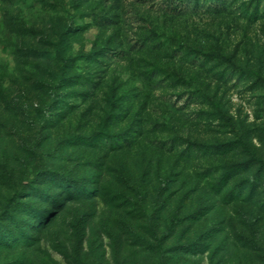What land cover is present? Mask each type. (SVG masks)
Returning a JSON list of instances; mask_svg holds the SVG:
<instances>
[{
  "label": "rangeland",
  "instance_id": "374dc122",
  "mask_svg": "<svg viewBox=\"0 0 264 264\" xmlns=\"http://www.w3.org/2000/svg\"><path fill=\"white\" fill-rule=\"evenodd\" d=\"M215 1L0 0V264H264V169L217 190L264 162V0Z\"/></svg>",
  "mask_w": 264,
  "mask_h": 264
},
{
  "label": "trees",
  "instance_id": "16d2710c",
  "mask_svg": "<svg viewBox=\"0 0 264 264\" xmlns=\"http://www.w3.org/2000/svg\"><path fill=\"white\" fill-rule=\"evenodd\" d=\"M223 1L222 0H216L215 1V4L213 5H209L207 7V10H211L215 13H219L221 12V10H223V6H222V3ZM171 4V3H170ZM185 6V5H184ZM195 6H199V2H196ZM169 8V11H171L172 13L174 14H177V15H186L184 11H182V7L181 6H178V5H175V4H172L171 6H167ZM189 7V6H188ZM188 7L184 8V9H188ZM196 8V7H195ZM176 12V13H175ZM145 46V45H144ZM225 116V115H223ZM238 146V147H237ZM226 146H221V147H218V149H221L222 152H225V149H222V148H225ZM241 148L243 149L249 156V159L245 162V163H240L238 165H232V166H229L228 169L226 170V172L220 177L219 179V185H218V189L217 190H222L225 186L228 185L229 183V179H231L234 175H239V174H243V173H246V172H249L251 169H253L257 164L260 166L261 169H264V162L260 159H258L255 154L253 153V151H251L248 147V145L246 144L245 141H243L242 139H238L237 141L233 142L230 144V148ZM218 152V151H217ZM219 153V152H218ZM261 181V178H258L256 179V181H254L252 184H251V187H250V191L248 190V194H247V199L249 198H254L255 195V191L258 189L259 185H258V182ZM240 191V190H239ZM233 192V191H232ZM233 194V193H232ZM243 195V193H238L236 194V197H230V199H233L235 202L237 201L236 198H241ZM235 198V199H234ZM260 210H262L263 212H261ZM260 210L258 212H261L264 214V202L262 204V206L260 207ZM197 213H195L194 217H196ZM193 216H191L190 218H194ZM247 217V215L245 216V218ZM181 219V216H180V211H174V213L171 215V217L169 218L168 222L170 225H174L176 222H178L179 220ZM50 221V220H49ZM48 221V218H47V222ZM256 222H261V226H262V222H264V218L263 217H258L256 219ZM45 226V225H44ZM42 228H40L41 230ZM159 242V241H158ZM159 244L161 245V242H159ZM188 247V246H187ZM185 247V249L187 248ZM243 248L245 250H248L246 252H250L251 247L250 246H243ZM189 248H187L188 250ZM219 250H221L219 248ZM219 250L215 251V254H217L219 252ZM258 252L260 254H262L260 256V258L263 260L264 262V246L261 248L259 247L258 249Z\"/></svg>",
  "mask_w": 264,
  "mask_h": 264
}]
</instances>
